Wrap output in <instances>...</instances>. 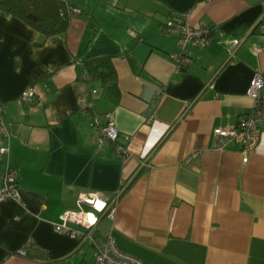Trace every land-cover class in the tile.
<instances>
[{
    "label": "crops",
    "instance_id": "1",
    "mask_svg": "<svg viewBox=\"0 0 264 264\" xmlns=\"http://www.w3.org/2000/svg\"><path fill=\"white\" fill-rule=\"evenodd\" d=\"M69 2L81 12L40 44V30L0 8L8 129L0 191L9 165L21 193L0 200V264H91L92 245L55 229L88 190L116 205L98 237L113 236L143 264H264V122L247 162L234 140L218 148L213 131L253 108L247 88L264 71V33L255 27L264 0ZM184 11L193 25L212 26V40L188 45L191 60L178 69L177 35L162 26ZM99 56L112 59L118 91L87 72L85 61ZM33 82L39 96L21 100ZM109 110L124 153L97 142L93 118ZM29 239L28 255H19Z\"/></svg>",
    "mask_w": 264,
    "mask_h": 264
},
{
    "label": "built area",
    "instance_id": "2",
    "mask_svg": "<svg viewBox=\"0 0 264 264\" xmlns=\"http://www.w3.org/2000/svg\"><path fill=\"white\" fill-rule=\"evenodd\" d=\"M67 10L73 13L81 12V8L63 0ZM255 27L264 33V12L257 21ZM164 31L175 33L180 50L172 52L171 56L175 59L178 69L182 64L187 63L191 58L185 53L188 45L206 46L212 40L211 25H193L190 20V12H174L162 26ZM132 35L135 32L128 29ZM244 38H234V48L243 42ZM260 45H255L256 52L260 50ZM39 82H33L25 87L19 98L21 100H34L39 92ZM46 87L47 84L44 83ZM247 94L253 98V108L250 112L241 114L235 124L229 126H216L214 133L219 138L218 148H222L227 140H234L239 144L242 153V160H249L250 152L258 145L261 138L259 124L264 122V71L257 69L247 88ZM4 103L0 101V152H7L8 146L2 144L4 136L8 135V129L2 117ZM93 125L97 129V142L100 146L108 142L115 144L116 151L124 153L126 147L119 144V128L116 123L113 111H105L97 114L93 118ZM4 186L0 191V200L14 197L21 199L19 189V176L16 169L9 165L3 171ZM78 208H66L60 214V221L55 225L58 232H64L74 238L79 245L88 243L93 246V258L91 264H143L142 260L129 252L118 247L115 238L108 235L99 238L97 235L98 224L103 217L114 219L116 215L115 202L109 201L102 192L98 190L80 191L77 198ZM33 240L29 239L17 253L22 256L28 255V250L32 246Z\"/></svg>",
    "mask_w": 264,
    "mask_h": 264
},
{
    "label": "trees",
    "instance_id": "3",
    "mask_svg": "<svg viewBox=\"0 0 264 264\" xmlns=\"http://www.w3.org/2000/svg\"><path fill=\"white\" fill-rule=\"evenodd\" d=\"M0 8L14 14L40 30L43 39L52 34L65 33L71 21V13L63 0H0ZM92 77L109 83L110 92L118 91L116 68L108 56H99L85 61Z\"/></svg>",
    "mask_w": 264,
    "mask_h": 264
},
{
    "label": "rangeland",
    "instance_id": "4",
    "mask_svg": "<svg viewBox=\"0 0 264 264\" xmlns=\"http://www.w3.org/2000/svg\"><path fill=\"white\" fill-rule=\"evenodd\" d=\"M92 254V250L90 249L89 252H88V257H90Z\"/></svg>",
    "mask_w": 264,
    "mask_h": 264
}]
</instances>
